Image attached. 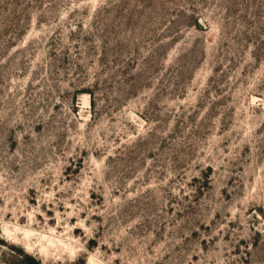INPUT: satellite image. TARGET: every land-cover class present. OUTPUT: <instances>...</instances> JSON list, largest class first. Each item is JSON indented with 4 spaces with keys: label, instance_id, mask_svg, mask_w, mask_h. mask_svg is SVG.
I'll return each mask as SVG.
<instances>
[{
    "label": "rangeland",
    "instance_id": "obj_1",
    "mask_svg": "<svg viewBox=\"0 0 264 264\" xmlns=\"http://www.w3.org/2000/svg\"><path fill=\"white\" fill-rule=\"evenodd\" d=\"M264 264V0H0V264Z\"/></svg>",
    "mask_w": 264,
    "mask_h": 264
},
{
    "label": "trees",
    "instance_id": "obj_2",
    "mask_svg": "<svg viewBox=\"0 0 264 264\" xmlns=\"http://www.w3.org/2000/svg\"><path fill=\"white\" fill-rule=\"evenodd\" d=\"M29 264H37L34 259L27 257Z\"/></svg>",
    "mask_w": 264,
    "mask_h": 264
}]
</instances>
